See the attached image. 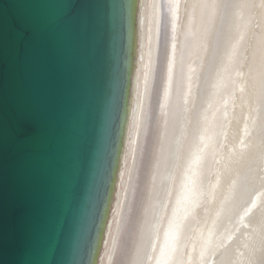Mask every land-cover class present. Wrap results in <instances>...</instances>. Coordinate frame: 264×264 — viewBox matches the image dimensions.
Returning <instances> with one entry per match:
<instances>
[{
  "label": "bare ground",
  "instance_id": "6f19581e",
  "mask_svg": "<svg viewBox=\"0 0 264 264\" xmlns=\"http://www.w3.org/2000/svg\"><path fill=\"white\" fill-rule=\"evenodd\" d=\"M129 17L91 264H264V0H130Z\"/></svg>",
  "mask_w": 264,
  "mask_h": 264
},
{
  "label": "water",
  "instance_id": "95a60500",
  "mask_svg": "<svg viewBox=\"0 0 264 264\" xmlns=\"http://www.w3.org/2000/svg\"><path fill=\"white\" fill-rule=\"evenodd\" d=\"M130 0H0V264H91L126 105Z\"/></svg>",
  "mask_w": 264,
  "mask_h": 264
}]
</instances>
